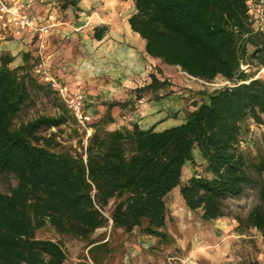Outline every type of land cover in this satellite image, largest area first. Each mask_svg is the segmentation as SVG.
Returning a JSON list of instances; mask_svg holds the SVG:
<instances>
[{"label": "trees", "instance_id": "16d2710c", "mask_svg": "<svg viewBox=\"0 0 264 264\" xmlns=\"http://www.w3.org/2000/svg\"><path fill=\"white\" fill-rule=\"evenodd\" d=\"M59 1L62 9L78 7V0ZM121 1L133 2L128 23L149 58L230 85L203 92L177 126L158 131L133 122L110 129L118 114L132 115L139 100L159 102L176 93L160 72H151L130 98L104 103L83 151L73 154L60 150L56 133L42 134L75 122L61 102L54 116L17 123L33 94H55L34 75V53L23 52L14 67L15 57L0 53V173L16 180L0 193V264H65L64 236L81 242L93 264H103L97 253L106 245L94 235L110 222L169 244L166 200L175 189L189 211L211 222L226 217V200L256 188L259 204L234 219L240 234L254 229L264 243V156L239 149L246 119L264 125V81L255 78L264 69V33L246 23L249 0ZM105 31L97 28L94 38ZM187 164L193 173L183 181ZM46 229L55 240L36 238Z\"/></svg>", "mask_w": 264, "mask_h": 264}, {"label": "rangeland", "instance_id": "374dc122", "mask_svg": "<svg viewBox=\"0 0 264 264\" xmlns=\"http://www.w3.org/2000/svg\"><path fill=\"white\" fill-rule=\"evenodd\" d=\"M67 44L69 45L68 42ZM73 47L76 48V45ZM67 49L64 48L65 55L69 56ZM148 61L149 71L157 74L160 72V76L176 90L174 95L168 97L173 100L168 105L175 107L178 104L179 108L176 117L172 114L171 121L169 120L171 124L181 120L178 116L183 114L185 108L191 109L193 102H200L203 92L210 93L227 85L221 78L205 82L189 77L179 68L165 65L158 59L149 58ZM254 70L255 68H251L246 72ZM260 72L261 70L255 77L259 76L257 78L264 81V74ZM108 82L109 80L98 78L95 80L96 86H92L98 89L104 88ZM130 90L132 89L128 92ZM110 101L112 100L105 102ZM141 101V104L136 103L137 110L142 106L155 105L154 102L148 101V97ZM58 102L60 100L56 94H33L31 101L17 118V123L27 122L39 116L56 115L59 112L56 107ZM98 120L99 118L93 119L92 124ZM127 120H129L128 114L117 115V121H122L124 126L129 127L134 121ZM140 126L145 127L142 124ZM109 128L112 129L114 126L111 125ZM50 133H56L60 150L75 154L81 153L86 146V133L71 119L58 130L52 128L42 134L48 136ZM239 149L248 152L251 156H264V125H257L251 119H246L242 126ZM195 160L200 161L197 153ZM192 173L193 168L187 164L184 167L182 180H187ZM15 184L16 180L13 176L0 173V193H8ZM166 203L169 213L166 232L172 240L169 244H162L157 238L145 235L137 229L128 234L121 229L111 228L110 222L107 228L97 230L94 235L106 245L105 249L97 253L98 258L103 259V264H253L254 262L264 264V243L260 234L254 229L240 234L234 219L246 217L248 212L259 204L256 188H247L241 196L226 200L224 202L226 217L211 222H203L200 211H189L178 189L172 191ZM36 238L55 240L52 239L54 235L47 229L38 232ZM61 242L66 252L65 264H93L88 249L81 242L65 236L61 237Z\"/></svg>", "mask_w": 264, "mask_h": 264}, {"label": "crops", "instance_id": "0c3cea01", "mask_svg": "<svg viewBox=\"0 0 264 264\" xmlns=\"http://www.w3.org/2000/svg\"><path fill=\"white\" fill-rule=\"evenodd\" d=\"M29 11L54 17L46 45L50 71L69 90H79L87 96L88 110L93 119L102 116L105 101L130 98L129 89L149 81L151 72L144 42L131 31L128 23L134 13L132 1L78 0L75 10L62 9L60 1L55 0L48 5L34 3ZM100 27H105L106 31L100 39H96L94 31ZM32 46V36L25 33L18 38L0 40V53L11 54L15 57L14 64L19 65L21 54L33 52ZM64 48H68L69 56L65 55ZM98 78L109 82L104 88H95L93 86H96ZM171 101L172 98L167 97L154 102L155 105L142 106L129 115V119L139 126L145 125L140 126L142 129L155 126L161 131L177 126L183 122L184 116H178L181 120L177 123H169L172 114L179 109L178 104L169 106ZM113 126L112 129L126 127L117 119Z\"/></svg>", "mask_w": 264, "mask_h": 264}, {"label": "built area", "instance_id": "2783aa9c", "mask_svg": "<svg viewBox=\"0 0 264 264\" xmlns=\"http://www.w3.org/2000/svg\"><path fill=\"white\" fill-rule=\"evenodd\" d=\"M54 1L0 0V40L18 38L25 33L32 36V51L36 57L34 75L39 82L48 86L57 95L79 128L86 133L87 139L93 131L91 127L93 118L88 110L87 96L79 90H69L63 85L51 73L47 62L46 45L54 17L51 14L29 11L34 3L48 5ZM246 23L253 32L264 33V0H249L246 3ZM246 68L247 66L241 67L242 70ZM261 73L264 74V69H261ZM257 77L259 76L255 78ZM141 103L142 101L139 100L138 104Z\"/></svg>", "mask_w": 264, "mask_h": 264}]
</instances>
